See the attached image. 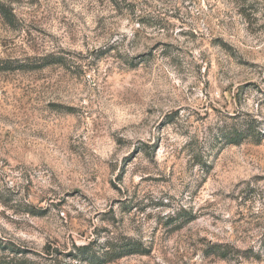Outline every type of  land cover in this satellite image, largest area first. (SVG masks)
I'll return each mask as SVG.
<instances>
[{
	"label": "rangeland",
	"instance_id": "rangeland-1",
	"mask_svg": "<svg viewBox=\"0 0 264 264\" xmlns=\"http://www.w3.org/2000/svg\"><path fill=\"white\" fill-rule=\"evenodd\" d=\"M0 4V264H264V0Z\"/></svg>",
	"mask_w": 264,
	"mask_h": 264
},
{
	"label": "trees",
	"instance_id": "trees-1",
	"mask_svg": "<svg viewBox=\"0 0 264 264\" xmlns=\"http://www.w3.org/2000/svg\"><path fill=\"white\" fill-rule=\"evenodd\" d=\"M0 12L3 14L5 19L12 23L14 19V14L10 9H7L6 6L0 4ZM49 63V62H47ZM9 69V68H2ZM143 246L135 241H127L124 243L115 242L114 245L107 250L106 257H99L96 254H91L89 251L91 249L90 245H81L79 246V250L81 251L82 257L85 261H91V264H107L111 261L124 257L126 255H130L133 253H142L143 251H147Z\"/></svg>",
	"mask_w": 264,
	"mask_h": 264
}]
</instances>
